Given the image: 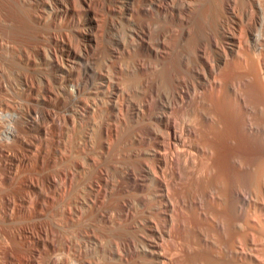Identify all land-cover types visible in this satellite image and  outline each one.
Masks as SVG:
<instances>
[{"label":"bare ground","instance_id":"bare-ground-1","mask_svg":"<svg viewBox=\"0 0 264 264\" xmlns=\"http://www.w3.org/2000/svg\"><path fill=\"white\" fill-rule=\"evenodd\" d=\"M0 264H264V0H0Z\"/></svg>","mask_w":264,"mask_h":264}]
</instances>
